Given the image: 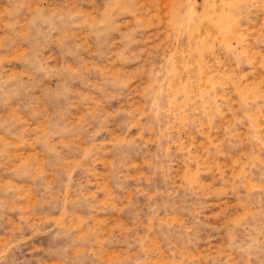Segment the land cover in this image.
<instances>
[{"label": "rangeland", "instance_id": "obj_1", "mask_svg": "<svg viewBox=\"0 0 264 264\" xmlns=\"http://www.w3.org/2000/svg\"><path fill=\"white\" fill-rule=\"evenodd\" d=\"M0 264H264V0H0Z\"/></svg>", "mask_w": 264, "mask_h": 264}]
</instances>
